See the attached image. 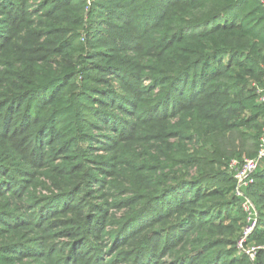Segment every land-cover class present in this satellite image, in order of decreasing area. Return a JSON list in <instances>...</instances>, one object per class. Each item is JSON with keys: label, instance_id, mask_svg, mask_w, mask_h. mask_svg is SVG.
I'll use <instances>...</instances> for the list:
<instances>
[{"label": "trees", "instance_id": "trees-1", "mask_svg": "<svg viewBox=\"0 0 264 264\" xmlns=\"http://www.w3.org/2000/svg\"><path fill=\"white\" fill-rule=\"evenodd\" d=\"M34 3L0 0V264H264L261 0Z\"/></svg>", "mask_w": 264, "mask_h": 264}, {"label": "built area", "instance_id": "built-area-1", "mask_svg": "<svg viewBox=\"0 0 264 264\" xmlns=\"http://www.w3.org/2000/svg\"><path fill=\"white\" fill-rule=\"evenodd\" d=\"M262 5L264 6V0H261ZM260 92V101L264 102V85L259 87ZM264 157V137L261 140V148L256 158H246L243 162H238L233 160L231 162V168L234 169V177L237 182L236 194L243 197L242 208L246 213L248 225L244 229L243 237L239 241V246L244 248V243L249 238L250 234L253 232L257 226V209L253 200L244 194V187L249 185L254 181V174L260 165L262 158ZM258 246H250L245 249L246 253L249 254L252 258H255L257 253Z\"/></svg>", "mask_w": 264, "mask_h": 264}, {"label": "rangeland", "instance_id": "rangeland-1", "mask_svg": "<svg viewBox=\"0 0 264 264\" xmlns=\"http://www.w3.org/2000/svg\"><path fill=\"white\" fill-rule=\"evenodd\" d=\"M31 1L37 3L38 0H31ZM36 3H34V4H36ZM53 161H55V162H59V161L62 162L61 158L55 159ZM113 212H117V214H118L117 216L121 218V215L120 214H122L123 212H125V209H123L121 211H118L114 207L111 208L110 214H112V219L116 220L117 218H116V216H113ZM111 228L114 231L117 230V228L115 227V225H114V227L112 226ZM62 231H63L62 228H54V229L51 228V227L50 228H46L45 231H44V233H43V237L41 238V241L35 243L36 244L35 245L36 246V249L39 250L38 247H42L40 249L43 250L44 249V246L46 247V250H49L50 249L52 251L56 247H66V248H69V246H70V248L72 250L78 249V247L77 248H73V246H74L75 243H72L71 244L70 243V238L68 236H66L65 234H63ZM115 242L116 241H114V240H109L107 242V245L103 246V248H107V249L114 250L113 249V245L115 244ZM108 244H109V246H108ZM94 245H95L94 244V240H91V242L89 244L82 245L81 249H87L88 247L94 246ZM64 255H65V251L63 253L62 251H59L58 250L55 253V255L52 257V260L55 263L65 264L66 261L65 262H62V261L57 262L56 261V258L61 257V256H64ZM111 257L114 258L115 257V254L112 255ZM88 259L91 260L90 257ZM37 264H41V263L37 262ZM111 264H124V263H111Z\"/></svg>", "mask_w": 264, "mask_h": 264}]
</instances>
